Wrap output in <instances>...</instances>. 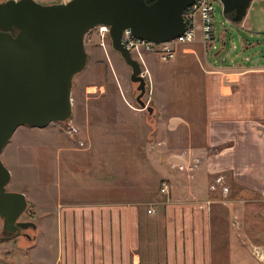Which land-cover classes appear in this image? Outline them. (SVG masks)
Listing matches in <instances>:
<instances>
[{
	"label": "rangeland",
	"instance_id": "374dc122",
	"mask_svg": "<svg viewBox=\"0 0 264 264\" xmlns=\"http://www.w3.org/2000/svg\"><path fill=\"white\" fill-rule=\"evenodd\" d=\"M213 21V41L205 44L199 27L196 42L181 45L174 60L164 62L146 51L134 54L147 80L144 100L154 107L153 113L138 104V83L131 81L132 69L112 47L105 27L87 33L88 64L74 78L70 120L44 129L21 126L1 154L12 176L8 189L28 199L20 220L32 221L37 228L24 231L30 239L25 235L0 242V257L12 264H38L37 257L42 256L39 264H50L58 255L63 224L67 244L63 252L68 258V210L93 204L137 210L136 253L143 263L166 259L168 240L185 237L167 233L168 225L187 223L181 217L182 181L195 180V168L181 170L173 161L185 154V145L199 140L204 114L197 90L185 88L203 79L201 65L197 54L190 59L183 49L194 48L200 54L201 47L215 65L221 64L216 61L218 52L230 65L264 64V0H254L245 23L239 25L225 17L217 2ZM172 117L182 120L173 128L168 122ZM174 180L180 182L178 187ZM164 181L170 185L169 193L162 191ZM224 187L228 186H212L211 193L192 202L194 215L201 211V224L209 226V231L194 232L193 240L204 241L210 264H264V198H236ZM2 223L0 219V236ZM192 223H197L196 216Z\"/></svg>",
	"mask_w": 264,
	"mask_h": 264
},
{
	"label": "water",
	"instance_id": "95a60500",
	"mask_svg": "<svg viewBox=\"0 0 264 264\" xmlns=\"http://www.w3.org/2000/svg\"><path fill=\"white\" fill-rule=\"evenodd\" d=\"M195 0H37L0 1V242L11 241L36 223L21 221L28 209L24 193L11 191V172L1 154L21 126L45 128L73 115L74 78L88 64L85 37L100 25L109 27L112 47L131 67L138 83L137 102L153 113L144 96L142 64L122 41L131 29L140 39L171 41L185 30L184 9ZM254 0H221L225 17L244 23Z\"/></svg>",
	"mask_w": 264,
	"mask_h": 264
},
{
	"label": "crops",
	"instance_id": "0c3cea01",
	"mask_svg": "<svg viewBox=\"0 0 264 264\" xmlns=\"http://www.w3.org/2000/svg\"><path fill=\"white\" fill-rule=\"evenodd\" d=\"M183 51L192 55L190 59L197 54L203 76L202 80L185 87L197 90L196 99L204 104L200 138L185 145L182 148L185 154L181 155L195 168V180L182 181L180 188L183 191L182 206L185 207L181 209V217L187 223L167 226L168 236L180 232L185 237L181 241L168 240L166 259L153 264H210L204 241L197 242L192 237L194 232L209 231V226L201 224V211L194 215L192 202L211 193L212 186L223 183L232 189L236 198H264V64L245 65L231 61L233 64L230 65L228 57H222L218 52L216 61L221 64L215 65L201 47L200 54L194 48ZM169 88L166 84V89ZM181 121L172 117L168 122L173 128ZM179 184L174 180V187ZM72 209L68 210L71 215L68 222L69 256L65 257L63 252L67 244L63 242L62 224L63 229L58 233V255L50 264H148L136 253L140 246V214L137 210L93 204L76 205ZM194 216L196 224L192 223ZM37 260L38 264L42 262V256ZM0 264L12 263L0 257Z\"/></svg>",
	"mask_w": 264,
	"mask_h": 264
},
{
	"label": "built area",
	"instance_id": "2783aa9c",
	"mask_svg": "<svg viewBox=\"0 0 264 264\" xmlns=\"http://www.w3.org/2000/svg\"><path fill=\"white\" fill-rule=\"evenodd\" d=\"M55 3L68 2L69 0H52ZM222 5L221 0H195L194 3L184 9L183 17L185 20L184 32L175 39L163 43H155L149 40L137 38L131 31L126 28L123 31L122 41L134 56L138 51L154 53L161 61L168 62L174 60L178 55V49L181 45L192 43L197 38L199 27L202 32V39L205 44L212 42L214 38V21L213 13L216 9V3ZM104 29L109 32V27L104 25ZM187 52V51H186ZM174 165L181 170L193 168L187 164L185 159H175ZM221 182V179H218ZM215 188V187H214ZM162 191L169 193L170 185L164 181ZM228 191V187H224ZM152 212L153 210H149Z\"/></svg>",
	"mask_w": 264,
	"mask_h": 264
},
{
	"label": "flooded vegetation",
	"instance_id": "af4514ba",
	"mask_svg": "<svg viewBox=\"0 0 264 264\" xmlns=\"http://www.w3.org/2000/svg\"><path fill=\"white\" fill-rule=\"evenodd\" d=\"M101 26H104V25H101ZM25 212H26V211H25ZM25 235H26V234L24 233V231H22V234H21L19 237H22V236H25ZM19 237H17V238H19ZM26 237L29 238V239L31 238L29 235H26ZM17 238H16V239H17Z\"/></svg>",
	"mask_w": 264,
	"mask_h": 264
}]
</instances>
